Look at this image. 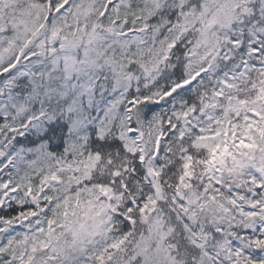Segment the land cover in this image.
I'll use <instances>...</instances> for the list:
<instances>
[{
    "label": "snow or ice",
    "instance_id": "1",
    "mask_svg": "<svg viewBox=\"0 0 264 264\" xmlns=\"http://www.w3.org/2000/svg\"><path fill=\"white\" fill-rule=\"evenodd\" d=\"M0 264H264V0H0Z\"/></svg>",
    "mask_w": 264,
    "mask_h": 264
}]
</instances>
